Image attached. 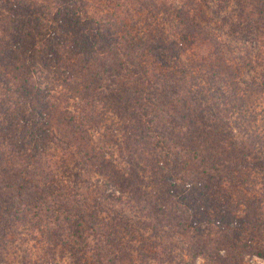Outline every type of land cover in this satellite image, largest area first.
<instances>
[{"label": "trees", "instance_id": "trees-1", "mask_svg": "<svg viewBox=\"0 0 264 264\" xmlns=\"http://www.w3.org/2000/svg\"><path fill=\"white\" fill-rule=\"evenodd\" d=\"M235 1L239 13L233 21L219 16L230 7L229 0H224L218 9L202 0H128L125 15L116 20L112 16L120 14L117 7L114 14L107 13L95 20L86 14V4L81 0H55V11L48 16L20 1L15 11H19V21L0 16V33L9 38L22 56L16 68L10 69L8 64L4 68L14 75L16 81L12 82L19 81V95L39 106L27 118H14L29 126L35 121L42 123L43 128L34 131L36 137L33 135L31 142L61 151L66 147L58 141L66 145L71 142L66 137L67 129L56 131L51 124L61 126L74 115L63 123L65 118L56 115L50 101L37 97L52 98L53 90L39 81L38 66L47 72L58 69L56 74L62 75L59 87L83 102L82 111L88 110L87 126L99 123L98 106L120 116L127 114L134 119L135 137L142 140L144 135L147 145L153 139L154 146L165 151V165L177 172L172 175L171 190L166 193L168 206L183 208L186 223L197 221L206 210L212 211L220 204L225 221L232 203L242 199L236 205L241 208L237 210L241 212L239 218L234 215L237 225L225 231V243L234 253L233 263L235 253L240 252L264 258V74L259 80L243 77L257 65H263L264 72V61L259 63L258 55L242 62L240 68L224 53L229 47V37H224L226 30L232 36H251L255 46L263 48L260 39L264 38V0ZM130 11L134 15H127ZM162 20L167 25H159ZM145 21L151 25L142 26ZM109 27L124 32L116 40H106L103 32L108 34ZM178 43L206 50L208 55L192 56L186 64L181 57L172 55L173 45ZM4 44L0 45L2 50ZM180 50L187 51L182 47ZM6 59L10 62L9 57ZM212 90L218 94L213 95ZM157 114L168 127L156 124ZM3 131L0 130V136ZM132 140H125L127 152ZM17 155L22 158L18 166L0 173L1 250L7 249L5 241L11 236L10 231L17 236L18 228L27 223L43 238V256L50 257L39 258L36 264H57L56 251L62 252L59 258L69 257L73 264H142L149 258L155 260L153 255H147L149 249L166 247L163 240L169 237L163 238L162 231L176 218L167 209L161 210L158 203H150L143 214L146 221L139 220L137 225L158 230L161 240L141 241L136 248L138 263L127 253L107 246L109 232L105 229L112 228L101 226L96 197V203H90L81 195L68 207L63 185L57 186L52 177L40 181L41 189L30 182V177L41 170L43 155L30 151ZM8 163L11 164L3 162ZM175 181L181 187H176ZM113 182L119 191L127 186L125 189L132 191L135 204L143 200L141 190H131L125 178H114ZM219 187H229L232 198ZM45 188L48 190L44 191ZM108 218L117 216L111 211ZM242 234L253 235L263 244L252 240L246 244ZM89 242L96 247H88Z\"/></svg>", "mask_w": 264, "mask_h": 264}, {"label": "rangeland", "instance_id": "rangeland-1", "mask_svg": "<svg viewBox=\"0 0 264 264\" xmlns=\"http://www.w3.org/2000/svg\"><path fill=\"white\" fill-rule=\"evenodd\" d=\"M20 1L26 2V6H30L46 16L54 12L56 8L55 0H0V16L13 19L14 22L19 21L20 18L17 14L19 11L16 13L15 11L18 9L17 4ZM202 1H206L207 5L213 9H218L224 3V0ZM81 2L86 4V14L95 20H99L107 13L114 14L117 10H115V7L118 8L120 14L116 12V15L112 18L115 20L120 19L125 15L123 13L126 9L124 6L128 4V0H81ZM237 4L235 0H229L230 7L226 8L219 16H224L233 21L235 15L239 13V11L236 12L238 10ZM127 15H134V11H130ZM229 19L228 21H230ZM158 24L164 26L167 25V21L162 20ZM146 25H151V22L145 21L142 26ZM108 31V34H105L106 31L103 32L106 40L112 38H114L112 40H116L118 35L124 32L118 27H109ZM3 34L0 33V45L5 43L3 45L4 50L0 48V130H4L0 136V173L4 174V170L9 169L11 166H18L22 158L17 153L30 151L39 155L42 154L43 158L40 160L41 170L30 177V182L41 189L43 185L40 181L46 177H52L58 183L57 186L63 185L65 191L63 196L68 207L76 201L74 198L81 195L83 197L85 195L90 203H96V200L94 201L96 197L98 199L97 203H99L96 211H99L102 220L101 226L108 229L112 228L111 231L105 229L109 232L107 246L113 250L127 253L130 258H134L138 263L140 262L138 258L140 256L137 253L139 243L147 239L150 243L151 241L161 240L158 236L161 235V232L159 233L158 230H151L147 227L142 228L137 225L139 220L146 221L143 214L150 207V203H158L161 210L167 209L168 214H172L176 219L174 222L169 223L171 226H165V231H162L163 238L169 237V239L165 238L163 240L166 247L158 246L155 250H153L154 248L149 249L147 255H153L155 260L148 257L150 260L142 264H264V258L256 254H244V252H240L241 255L235 253L236 257L233 263L232 254L234 255V253H231V249L225 243L227 227H235L236 222L234 221L241 214L240 211H237L241 209L240 206L236 207V205L242 199L232 203L229 208V216L225 221L222 220L224 208L219 207L222 206L220 204L215 205L212 211L206 210L203 217H200L197 221L192 222L191 220L186 223L187 213L183 208L168 206L166 193L171 190V177L176 175L177 172L174 168L165 165V151L155 147L153 139L151 144L147 145L143 133L142 140L135 137L133 135V130H135L134 119L127 114L120 116L98 106L96 114L100 117L96 121H99V123L95 126H87L85 115L88 114V110L86 112L82 111L85 106L83 102L79 99H73L70 92L59 87V79L62 78V75L59 74L60 72L56 74L58 69L55 68L47 72L38 66L40 69L37 76L39 81L43 85L47 84L48 87H53V90L49 89L52 98L47 96L37 97L40 100L48 99L53 105L56 115L65 118L63 123L69 118V115H74L70 121L62 124L63 126L51 124L52 129L56 131L62 129V127L67 129L66 137L71 139V142L66 145L64 142L58 141L63 146L65 145V151L55 150L53 147L47 149L43 148L41 144H33L31 142L33 133L43 128L42 123L35 121L34 125L29 126V124L22 121H15L14 118L17 116L27 118L31 116L34 110L39 109V106L33 100H27V96L19 95L17 92L18 89H21L19 81L12 82L16 81L14 75L4 68L6 64L9 65L10 69L16 68L22 56L20 50L13 46L9 38L3 36ZM224 37H229L227 40L229 47L224 52L229 61H236L235 64L241 68L242 62L253 60L260 55L261 58L258 62L263 63L264 46L262 49L257 48L255 40L250 38L251 36H232L230 31L226 30ZM260 40L264 44V38L261 37ZM6 45L7 47H5ZM180 46V43L173 45L172 55L181 57V60L186 64L191 62L192 56L199 57V55L205 54L204 57H207L208 55L206 50H198L188 44L181 46L187 51H181ZM7 57H9L10 62H6ZM242 71L244 70L242 69ZM263 74V65H257L249 70V73L243 74V77H248L250 80L252 78L259 80ZM27 84L29 86V81H27ZM56 84L58 86L54 87ZM213 90L212 94L217 95L218 91ZM50 99H53V103ZM154 121L162 127H168L166 122L161 121L159 114H157ZM139 133L138 131L135 132L136 135ZM125 140H132L129 152L125 149ZM36 147H38L37 151L33 152L32 149ZM7 161H10L11 164H3ZM120 177L125 178L126 185L131 190H141L142 195L140 196H143V200L139 205L135 204L132 191L125 189L127 186L123 185L122 188L124 189L119 191V187L115 185L113 180L114 178L120 179ZM174 183L176 187H181L178 181ZM219 189L224 192L227 191L230 198H232L233 195L229 187H219ZM46 190L48 188L44 189V191ZM93 191H95V195ZM3 192L8 194V190ZM111 211L116 214L117 219L108 218V213ZM152 231H156L158 234L152 233ZM18 232L19 235L15 236L10 231L11 236L5 241L7 249L4 247V249H0V264H36L35 262L39 258L42 260L50 259V257L43 256L42 249L46 248L43 238L40 237L38 232L32 230L28 223L18 228ZM248 235L242 234L244 243L249 244L252 240L254 243L258 241L263 244L261 239H257L253 235L248 237ZM10 240L13 241L10 243ZM88 247L94 248L96 245L94 242H89ZM61 254L60 251H56L54 254L57 264H73L69 257L59 258ZM156 259H159V261Z\"/></svg>", "mask_w": 264, "mask_h": 264}]
</instances>
